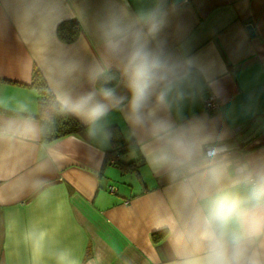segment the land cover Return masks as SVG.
I'll return each instance as SVG.
<instances>
[{
  "label": "clouds",
  "instance_id": "obj_1",
  "mask_svg": "<svg viewBox=\"0 0 264 264\" xmlns=\"http://www.w3.org/2000/svg\"><path fill=\"white\" fill-rule=\"evenodd\" d=\"M187 3L100 0L92 16L77 12L97 49L85 60L55 47L64 0H40L33 35L45 56L47 103L37 119L29 102L0 101V143L38 142L56 117L71 115L104 146L119 114L131 153L164 183L153 228L165 233L167 264H264V150L243 152L217 117L196 111L225 99L229 73L212 50L192 51L180 21ZM49 238L38 225L23 231L31 264H43ZM54 260L79 264L68 249Z\"/></svg>",
  "mask_w": 264,
  "mask_h": 264
},
{
  "label": "crops",
  "instance_id": "obj_2",
  "mask_svg": "<svg viewBox=\"0 0 264 264\" xmlns=\"http://www.w3.org/2000/svg\"><path fill=\"white\" fill-rule=\"evenodd\" d=\"M39 2L0 0V101L29 102L36 116L40 94L35 72L47 87L45 56L33 35ZM64 2L67 8L58 25L73 21L78 31L71 42H63L56 26L55 47L90 60L97 49L75 14L92 16L100 0ZM180 21L192 51L212 50L229 73L222 82L225 99L216 101L214 110L202 104L196 111L217 117L243 152L264 150V0H188ZM247 25L253 26V37ZM111 127L127 144L119 114H113ZM86 140L71 135L51 144L0 143V264H31L30 251L20 239L30 225L50 231L43 264H55L59 249L71 250L79 264H167L165 233L153 228L154 201L164 183L129 147L118 156L123 164L133 163L124 172L103 165L110 141L100 146ZM129 175L136 177L134 184ZM114 182L122 188H114Z\"/></svg>",
  "mask_w": 264,
  "mask_h": 264
},
{
  "label": "trees",
  "instance_id": "obj_3",
  "mask_svg": "<svg viewBox=\"0 0 264 264\" xmlns=\"http://www.w3.org/2000/svg\"><path fill=\"white\" fill-rule=\"evenodd\" d=\"M78 31V26L76 22L73 21H65L58 25L57 28V35L59 39L63 42H71ZM34 84L38 90V93L40 94L39 102H38V112H37V119L39 118V110L43 108L47 103V95H46V84L42 78V76L35 72L33 76ZM112 136L109 140L111 143V150L107 151L104 156L103 165L104 164H110L116 167H119L124 172H128V169H125V167H128L129 165H132L133 163L129 164H123L118 160V156L121 155V153L129 147L128 143L124 144L122 138L120 137V132L114 128L111 127ZM77 136L84 140H86V130L83 126H81L71 115L68 116H58L55 119L54 126L52 130L44 135L41 138V141L45 144H51L59 139H62L67 136ZM87 141V140H86ZM159 234L154 235V240H157Z\"/></svg>",
  "mask_w": 264,
  "mask_h": 264
},
{
  "label": "built area",
  "instance_id": "obj_4",
  "mask_svg": "<svg viewBox=\"0 0 264 264\" xmlns=\"http://www.w3.org/2000/svg\"><path fill=\"white\" fill-rule=\"evenodd\" d=\"M204 107L207 110H214V109H216L218 107V103L216 101L209 100L207 103L204 104ZM240 150H242V149H240ZM110 190L112 191V189H110Z\"/></svg>",
  "mask_w": 264,
  "mask_h": 264
},
{
  "label": "rangeland",
  "instance_id": "obj_5",
  "mask_svg": "<svg viewBox=\"0 0 264 264\" xmlns=\"http://www.w3.org/2000/svg\"><path fill=\"white\" fill-rule=\"evenodd\" d=\"M130 176H131V177H130ZM128 178H130V179L132 178L131 181H132V183L134 184L133 181L135 180L136 177H135L134 175H133V176H132V175H129ZM125 179H126V181H128L127 178H125ZM111 185H112L114 188H118L119 190H120V188H122V185H121L120 182H119V183L114 182V183H112Z\"/></svg>",
  "mask_w": 264,
  "mask_h": 264
},
{
  "label": "water",
  "instance_id": "obj_6",
  "mask_svg": "<svg viewBox=\"0 0 264 264\" xmlns=\"http://www.w3.org/2000/svg\"><path fill=\"white\" fill-rule=\"evenodd\" d=\"M246 30H247L249 36L253 37L255 35V31H254V28L252 25H247Z\"/></svg>",
  "mask_w": 264,
  "mask_h": 264
}]
</instances>
